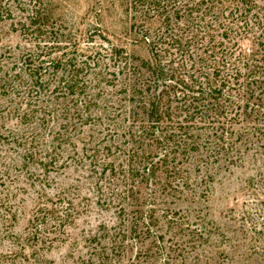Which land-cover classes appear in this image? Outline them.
<instances>
[{"label": "trees", "instance_id": "trees-1", "mask_svg": "<svg viewBox=\"0 0 264 264\" xmlns=\"http://www.w3.org/2000/svg\"><path fill=\"white\" fill-rule=\"evenodd\" d=\"M125 1L140 20L134 43L147 57L101 35L107 45L81 52L76 37L50 26L44 0H0V21H15L28 41L0 50V244L13 247L0 251V264H38V251L61 241L86 210L73 202L79 186L55 183L70 168L87 170L96 205L115 217L85 234L100 245H90L98 260L114 251L119 256L106 260L119 263L120 252L146 244L155 257L164 254L163 264H178L187 242L209 244L218 232L190 206L206 198L215 168L248 153L264 160V6ZM17 168L30 174L25 186L34 194L24 239L12 232L14 202L27 192L10 191ZM181 203L186 209L175 208Z\"/></svg>", "mask_w": 264, "mask_h": 264}, {"label": "rangeland", "instance_id": "rangeland-1", "mask_svg": "<svg viewBox=\"0 0 264 264\" xmlns=\"http://www.w3.org/2000/svg\"><path fill=\"white\" fill-rule=\"evenodd\" d=\"M257 1L259 5L264 6V0ZM44 2L52 23L50 26L59 29L65 35L71 34L76 37L81 52L90 53L98 48L99 43L107 45L99 38L98 35H101L114 46L124 48L129 54L147 57L145 46L134 43L137 37L136 26L140 20L128 10L125 0H44ZM157 26V20H151L147 24L151 29ZM27 42L15 21L8 18L0 21V50L6 47H23L28 44ZM2 102L0 100V103ZM12 123L13 121L7 120L3 125L11 127ZM0 132L4 130L0 129ZM254 158L248 153L244 155L241 163L218 167L212 172V182L209 184L206 198L198 201L196 206L195 203L190 206L200 210L202 216L211 222L218 232L212 236L213 242L209 244L198 246L197 243L195 248H192V242H187L185 251L176 257V263L179 264L183 259L186 261L185 264H194L199 257L202 259L200 264H204L206 258L210 259L208 264H264V160L257 156L256 158L260 160L256 162ZM29 170L39 173L35 167H30ZM16 173L19 180L10 187V191L14 192L18 186H24L27 192L18 195L14 202L18 207V214L12 232L24 239L27 236L28 221L34 211V194L31 188L25 186L28 179H31L30 174H27L25 169L18 168ZM86 173L85 169L70 168L56 175L55 183L58 185L67 182L79 186L78 191L73 192V202L87 208L73 225L66 227V234L61 235V241H55L49 251L45 249L38 251L39 255H42L38 264H163L164 254L155 257L153 253L155 248L152 247L153 251H147L146 244L145 246L135 244L123 253L120 252L119 263L106 260L107 254L109 257L119 256L114 251L104 252L103 262L97 259L98 256L90 245H97V248L100 245L96 242L90 244L85 234L88 230H95L101 221H107L109 225H115L116 221L112 212L101 211L96 205L97 198L93 194L91 184L85 179ZM55 190L48 192L52 193L51 191ZM186 206L187 203H181L175 208L181 207L184 210ZM172 237L169 234L165 235L166 245L170 243ZM181 240L178 243H182L183 238ZM184 240H188L187 236ZM12 249L8 241L0 244L2 252ZM32 250L29 246L24 250L25 254L30 256L31 263ZM172 262L175 263L174 260Z\"/></svg>", "mask_w": 264, "mask_h": 264}]
</instances>
